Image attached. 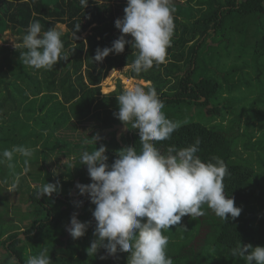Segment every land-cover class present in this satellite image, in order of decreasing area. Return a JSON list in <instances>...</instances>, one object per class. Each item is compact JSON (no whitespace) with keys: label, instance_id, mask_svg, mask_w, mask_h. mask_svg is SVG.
<instances>
[{"label":"trees","instance_id":"obj_1","mask_svg":"<svg viewBox=\"0 0 264 264\" xmlns=\"http://www.w3.org/2000/svg\"><path fill=\"white\" fill-rule=\"evenodd\" d=\"M126 6L127 0H88L87 7L80 0H0V37L10 31L20 37L19 45L30 22L39 21L42 32L58 28L67 57L37 70L20 61V51L26 49L0 45V153L14 146L32 150L30 157L14 153L11 161L0 156L4 184L17 185L22 198L6 212L0 209V239L6 236L0 244L17 264H27L28 257L41 252L51 264H127L129 253L113 257L102 248L97 255H87L95 239V206L77 188L92 183L81 163L83 152L103 145L111 165L120 150L134 147L139 153L142 148L131 122L125 127L114 116L119 111L116 97L125 92L121 83L112 92H102L109 72L130 66L137 50L129 43L122 54L94 60L98 48H110L120 37L115 21L123 18ZM169 6L175 11L165 61L139 74L127 67V77L150 83L142 87L145 91L156 89L167 118L190 114L196 107L227 126L214 127L217 120L210 126L192 121L178 126L169 139L153 143L165 151L169 146L188 147L199 138L202 161L218 156L225 162V195L234 198L242 212L226 221L202 205L203 216H185L162 230L168 239L166 257L174 264H246L232 249L240 242L264 246V106L259 107L264 104V0H170ZM247 81L256 82L261 94L256 99L250 94L243 102L255 100L257 108L247 112L244 107L234 118L227 104L239 90L246 94ZM168 87L171 92L165 91ZM90 119L96 121L97 144L92 135L85 136L84 143L59 137L79 125L86 130L83 124ZM117 126L126 131L117 136ZM64 151L76 156L74 166L66 165L68 171L60 176L67 177L57 192L44 195L43 187L59 178L50 170L53 157ZM22 203H29L27 209ZM73 214L90 222L79 240L67 231Z\"/></svg>","mask_w":264,"mask_h":264},{"label":"clouds","instance_id":"obj_2","mask_svg":"<svg viewBox=\"0 0 264 264\" xmlns=\"http://www.w3.org/2000/svg\"><path fill=\"white\" fill-rule=\"evenodd\" d=\"M80 3L88 6V0ZM169 5L170 0H127L125 15L115 21L120 37L110 48H98L94 60L103 62L112 53L122 54L131 43L137 50L136 58L125 68L131 67L139 74L154 64H162L173 32L175 9ZM61 35L55 26L42 32L39 21L30 22L20 44H14L16 49H26L20 51V61L26 67L39 70L67 59L62 55ZM128 36L134 40L130 42ZM116 98L119 111L114 116L125 125L131 122V127L139 133L142 148L139 153L134 147L120 150L111 165L103 145L91 153L81 154V163L87 166L92 183L78 184L77 188L80 195L90 197L96 222L95 239L86 249L87 255H97L103 248L113 257L129 253L127 264H174L172 258L166 257L168 239L162 234L163 229L180 223L185 216H203L201 209L205 204L222 220L227 221L229 215L233 219L241 215L242 209L235 206L234 198L225 195L223 181L227 166L218 156L202 161L197 155L199 138L185 148L169 146L161 151L155 147L153 142L169 139L178 128L162 111L164 104L155 88L145 91L136 86ZM93 140L97 144L99 137ZM14 153L30 157L32 150L14 146L0 156L11 161ZM58 190L59 182L48 183L42 194L51 196ZM89 226L90 222H81L73 214L67 231L74 240H79ZM232 255L243 258L246 264H264V246L240 242L232 249ZM0 264H17V261L0 250ZM27 264H51V260L41 252L28 257Z\"/></svg>","mask_w":264,"mask_h":264},{"label":"rangeland","instance_id":"obj_3","mask_svg":"<svg viewBox=\"0 0 264 264\" xmlns=\"http://www.w3.org/2000/svg\"><path fill=\"white\" fill-rule=\"evenodd\" d=\"M62 30H66L64 25L59 26ZM90 33V30H88V32H86L85 34L82 35V37H86L87 34ZM18 39H20V37L16 38L14 37V35L11 34L10 31H6L4 34H1L0 37V45L6 43L12 47H14V44L17 45ZM130 69V68H129ZM129 72L128 68H122V69H118V70H112L109 72L107 78L105 79V81L102 84V92L103 94H107L109 92H112L114 90H116L117 88V84L120 82L121 85L123 86L124 91L134 88L136 86H147L149 84H146L144 82H142L141 80H134V79H128L127 77V73ZM109 80V83H108ZM129 80H131V83L129 84ZM244 86L246 87V94H244L241 90L238 91V94L235 96V98L231 99V103L229 102L227 104V109L230 110V112L232 113V116L234 118L238 117V115L241 112L242 108H247V112L248 111H252L253 107L257 108L256 106H253V103H256L255 100L252 101H245L243 102V99L246 97H250V94L254 95L255 99L257 98L258 94L260 93L259 88L256 86V82H243ZM165 91L167 92H171L170 88H166ZM248 97V98H249ZM264 106V104H260L259 107ZM232 107V108H231ZM192 112L190 114L187 113H182L181 115L175 117V118H168L174 122H176L178 124V126L180 125H184L188 122H192V121H196V122H202L207 126H210L213 124V121H216V117L214 118V116H209L205 113H198L196 107L192 108ZM224 113H226L223 110ZM221 120L218 118V120L216 121V123L214 122V127L217 128H223V126L226 127L225 125H223V123L220 122ZM220 122V123H218ZM96 124V121L93 119H90L88 122L85 121L84 122V126L86 127V130H84L82 128L81 125H79V129L75 132H70V131H65L67 132L66 135H61L59 136L60 138H64V139H69L74 143H80L83 142L82 140L85 139V136H90L92 135L93 137H97V133L94 135V125ZM126 127V125H124ZM116 129L117 131V136H119L121 134V132L123 130L126 131V128L122 127V126H117ZM64 133V132H63ZM62 133V134H63ZM107 133V132H106ZM108 134V133H107ZM105 135V133L103 134ZM85 142V141H84ZM83 142V143H84ZM99 142V140H98ZM67 151H64L61 153V155H58V157L54 156L53 157V165L50 166V170L52 171L54 177L57 178V176H59V178L61 179H57L54 181V184H56L57 182H59V184L62 182V179H65L67 176H60L63 172H65L66 170L68 171V169L66 168V165H70V164H74L75 162V155H71L68 156L66 154ZM74 166V165H73ZM28 180L31 181L30 179V175L29 173L26 174ZM65 177V178H64ZM66 180V179H65ZM91 181V180H90ZM92 182V181H91ZM6 185L4 184V181L2 180L1 176H0V209L2 208V210L4 212L7 211V209H9V206H12L14 204H16L18 202V200H20L21 198V194L18 190V186L17 185H9V187L7 188L8 190L6 191ZM22 202V198L20 200ZM29 206V203H22L21 207L26 208ZM2 213V212H1ZM9 214H12V211L10 209ZM8 215H5V217ZM17 217V216H15ZM0 226V230H1ZM202 233V231H201ZM201 236V234H199V237ZM6 238V236H4L2 239H0V241L4 240ZM198 240H200L199 238H197ZM197 240V241H198ZM185 241H187V239L185 238ZM0 250H3V252L5 253L4 247L0 244Z\"/></svg>","mask_w":264,"mask_h":264},{"label":"crops","instance_id":"obj_4","mask_svg":"<svg viewBox=\"0 0 264 264\" xmlns=\"http://www.w3.org/2000/svg\"><path fill=\"white\" fill-rule=\"evenodd\" d=\"M142 82H144V83H146V84H149V85H150V83H147V82H145L144 80H142Z\"/></svg>","mask_w":264,"mask_h":264},{"label":"bare ground","instance_id":"obj_5","mask_svg":"<svg viewBox=\"0 0 264 264\" xmlns=\"http://www.w3.org/2000/svg\"><path fill=\"white\" fill-rule=\"evenodd\" d=\"M128 82H129V84H130V83H131V80H129ZM108 83H109V80H108Z\"/></svg>","mask_w":264,"mask_h":264}]
</instances>
